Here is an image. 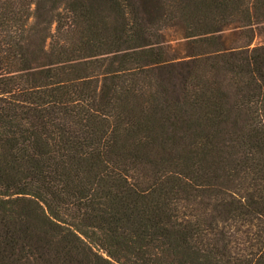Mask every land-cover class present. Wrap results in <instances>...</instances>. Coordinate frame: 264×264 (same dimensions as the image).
Here are the masks:
<instances>
[{"label": "trees", "instance_id": "obj_1", "mask_svg": "<svg viewBox=\"0 0 264 264\" xmlns=\"http://www.w3.org/2000/svg\"><path fill=\"white\" fill-rule=\"evenodd\" d=\"M0 264H264V0H0Z\"/></svg>", "mask_w": 264, "mask_h": 264}]
</instances>
